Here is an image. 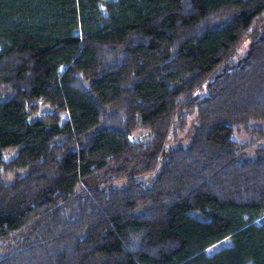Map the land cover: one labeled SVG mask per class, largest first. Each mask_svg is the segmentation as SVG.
<instances>
[{
    "label": "trees",
    "instance_id": "obj_1",
    "mask_svg": "<svg viewBox=\"0 0 264 264\" xmlns=\"http://www.w3.org/2000/svg\"><path fill=\"white\" fill-rule=\"evenodd\" d=\"M263 13L264 0H0V242L18 246L0 264H264V148L247 158L233 139L264 123ZM41 100L57 113L31 120ZM195 111L189 146L137 182ZM139 128L152 141L133 143Z\"/></svg>",
    "mask_w": 264,
    "mask_h": 264
},
{
    "label": "rangeland",
    "instance_id": "obj_2",
    "mask_svg": "<svg viewBox=\"0 0 264 264\" xmlns=\"http://www.w3.org/2000/svg\"><path fill=\"white\" fill-rule=\"evenodd\" d=\"M103 11L106 13L105 7L102 5ZM256 25L258 27H262L264 25V13L257 19ZM254 28V27H253ZM254 37H248L238 48L237 55L234 59V63L238 64L250 51L251 43L253 41ZM209 94L208 91V84H205L203 88L197 90L194 93L195 98H203ZM38 110L30 113V119L36 120L38 118H41L43 115H52L54 113H57L54 106L44 102L39 101L38 102ZM60 116L61 125H64L70 120V115L68 112L60 111L58 112ZM198 113L197 111L188 113L185 115H181V113H178L173 122L172 130L170 132L166 148L164 151V155L161 158V164L159 167L146 175L139 176L136 178L137 182H141L143 184L150 185L152 181H154L162 169V162L167 157L168 153L179 147H188L191 143L192 136L196 130V127L198 126ZM154 138V134L145 128H139L132 134V142L133 143H139V142H149L152 141ZM233 139L237 142L244 144L246 147V152L244 153V156L247 158H253L256 155V150L259 148H264V123L262 122H254L249 128H246L244 126H238L234 130ZM19 148H10L7 149L5 152V159L11 160L13 159L16 154L18 153ZM25 170H19L16 173H6L4 175V180L7 182H12L15 177L17 176H23L25 174ZM128 185V179H120L118 181L110 183L111 188L116 189H123L127 187ZM84 183L79 186V190L83 188ZM195 216L203 219L208 220L207 217H205L202 213L196 211L193 213ZM259 224L264 223V216L257 221ZM233 244L231 238H226L210 248L207 249V252L209 254H213L218 252L219 250L223 248H227ZM18 248V246L14 242H7L2 243L0 242V252L2 255L7 254L8 252H11Z\"/></svg>",
    "mask_w": 264,
    "mask_h": 264
}]
</instances>
